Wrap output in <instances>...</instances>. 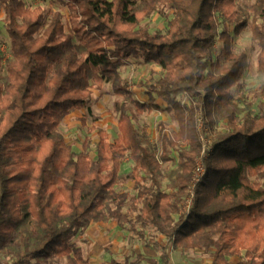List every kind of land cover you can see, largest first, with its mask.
<instances>
[{
	"label": "trees",
	"instance_id": "16d2710c",
	"mask_svg": "<svg viewBox=\"0 0 264 264\" xmlns=\"http://www.w3.org/2000/svg\"><path fill=\"white\" fill-rule=\"evenodd\" d=\"M57 1L65 14L0 0L11 43L10 56L0 54V260L90 264L74 239L92 224L115 223L141 239L150 228L164 236L161 264H171L169 247L209 252V264L237 257V264H264V81L254 93L258 112L234 98L250 66L235 37L249 27L264 73V0L245 7L239 0ZM169 13L165 33L142 26ZM131 59L161 68L139 84L144 102L122 76ZM105 84L119 137L110 143L100 130L92 161L60 126L89 109L93 88ZM155 111L178 128L167 132L161 123L158 145L135 124L137 114ZM221 123L227 129L215 130ZM202 129L213 137L206 157ZM127 155L136 197L116 190ZM201 160L205 173L195 185ZM129 201L138 204L136 220L125 211Z\"/></svg>",
	"mask_w": 264,
	"mask_h": 264
},
{
	"label": "rangeland",
	"instance_id": "374dc122",
	"mask_svg": "<svg viewBox=\"0 0 264 264\" xmlns=\"http://www.w3.org/2000/svg\"><path fill=\"white\" fill-rule=\"evenodd\" d=\"M31 8L42 7L46 10L66 11L57 0H25ZM242 6H248L253 0H239ZM172 13L167 16L156 14L145 21L142 26L147 27L152 33H165L168 23L172 19ZM222 28V27H221ZM233 32V27H230ZM221 44H218V50ZM11 43L4 27V12L0 6V54L7 58L10 56ZM235 49L237 53L247 54L250 62L249 69L240 82V87L235 88L234 98L241 108L249 103L254 105L258 112L259 100L254 93L260 90L264 81V73L258 70V57L260 47L252 39L251 28L235 37ZM161 74V68L155 64H146L143 59H131L129 64L122 69V76L129 88L135 93L140 101H146L144 89L139 84L146 80H156ZM94 96L89 109L74 111L65 118L60 126L66 142L72 146L76 153L85 151L88 147V154L93 161L97 157V145L101 140L99 131L104 132L108 142L113 143L119 137L118 117L113 114L112 106L115 96L112 94L109 85L105 84L102 89L93 88ZM163 123L167 132L176 131L178 128L171 116L165 112H153L152 114H137L135 124L140 131L149 135L153 144L158 145L160 124ZM227 125L221 123L215 130H226ZM204 130V129H203ZM204 132L206 133L207 130ZM211 139L210 132L206 133ZM206 136V137H207ZM213 138V137H212ZM213 141V139H212ZM176 154L173 158H176ZM133 162L130 155H127L121 167V174L124 181L116 187L117 192L129 194L136 197L138 189L135 183L128 180L133 169ZM172 162L165 168H171ZM167 186V182L164 183ZM138 204L129 201L125 211L132 219L136 220L138 215ZM139 230V227H138ZM79 246L90 264H111L112 261H127L131 264H161V253L158 246L165 247L167 241L164 236L158 234L153 228L145 232V239L138 235L125 231L115 223L92 224L85 232L79 234L73 241ZM171 264H209L211 261L209 252L204 250H179L170 249ZM240 258H232L229 264H237ZM0 264H7L0 260ZM49 264H66L64 259H52Z\"/></svg>",
	"mask_w": 264,
	"mask_h": 264
},
{
	"label": "built area",
	"instance_id": "2783aa9c",
	"mask_svg": "<svg viewBox=\"0 0 264 264\" xmlns=\"http://www.w3.org/2000/svg\"><path fill=\"white\" fill-rule=\"evenodd\" d=\"M203 128V127H202ZM205 130V129H204ZM203 131V134L201 135L202 141H203V145H204V151H203V156L206 157L207 153L211 151L212 149V138L209 140V136L206 135V133ZM206 131V130H205ZM207 136V137H206ZM205 173V165L204 162L201 160L198 162L196 170H195V174L193 177V183L196 185L197 183H199V181L201 180V178L204 176ZM192 202H193V196H192V192H191V197L188 199V201L185 203L184 206V210L188 213L191 206H192Z\"/></svg>",
	"mask_w": 264,
	"mask_h": 264
},
{
	"label": "crops",
	"instance_id": "0c3cea01",
	"mask_svg": "<svg viewBox=\"0 0 264 264\" xmlns=\"http://www.w3.org/2000/svg\"><path fill=\"white\" fill-rule=\"evenodd\" d=\"M106 224V223H105Z\"/></svg>",
	"mask_w": 264,
	"mask_h": 264
}]
</instances>
